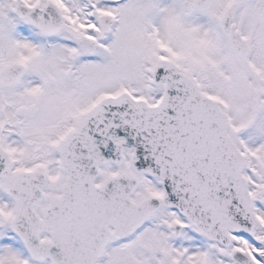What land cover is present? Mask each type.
<instances>
[{"label": "snow or ice", "instance_id": "snow-or-ice-1", "mask_svg": "<svg viewBox=\"0 0 264 264\" xmlns=\"http://www.w3.org/2000/svg\"><path fill=\"white\" fill-rule=\"evenodd\" d=\"M0 264H264V0H0Z\"/></svg>", "mask_w": 264, "mask_h": 264}]
</instances>
